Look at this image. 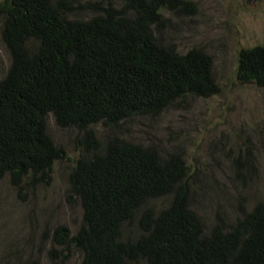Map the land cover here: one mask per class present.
Wrapping results in <instances>:
<instances>
[{
    "label": "trees",
    "instance_id": "trees-1",
    "mask_svg": "<svg viewBox=\"0 0 264 264\" xmlns=\"http://www.w3.org/2000/svg\"><path fill=\"white\" fill-rule=\"evenodd\" d=\"M189 7L187 0H0L12 56L0 80V179L22 191L51 177L66 153L47 132L50 113L83 132L68 191L83 219L75 233L56 228L51 263L74 249L81 264H264L263 201L210 228L192 207L193 172L182 154L115 135L103 147L92 130L103 124L115 132L136 116L218 92L209 54L181 53L156 33L167 12ZM75 8L93 15L69 18ZM238 79L264 88V43L241 50ZM127 225H136L133 237Z\"/></svg>",
    "mask_w": 264,
    "mask_h": 264
},
{
    "label": "rangeland",
    "instance_id": "rangeland-1",
    "mask_svg": "<svg viewBox=\"0 0 264 264\" xmlns=\"http://www.w3.org/2000/svg\"><path fill=\"white\" fill-rule=\"evenodd\" d=\"M187 1L193 7L167 12V25L156 33L181 53L196 47L209 54L218 92L188 97L156 116H136L115 132L103 124L92 130L103 147L115 135L153 146L164 156L182 154L193 172L192 207L211 228L218 217L232 222L264 202V88L238 79L241 50L264 43V0ZM92 15L76 8L67 12L69 18ZM3 24L0 17V80L12 63ZM46 121L48 134L66 156L54 164L46 183L19 191L9 177L0 179V264H81L83 259L66 249V257L49 261L56 228L75 233L83 219L81 201L68 193L70 174L83 154L78 147L83 132L61 127L53 113ZM125 234L133 237L136 225H127Z\"/></svg>",
    "mask_w": 264,
    "mask_h": 264
}]
</instances>
